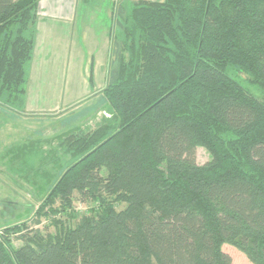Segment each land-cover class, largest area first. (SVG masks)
Instances as JSON below:
<instances>
[{"label":"trees","instance_id":"1","mask_svg":"<svg viewBox=\"0 0 264 264\" xmlns=\"http://www.w3.org/2000/svg\"><path fill=\"white\" fill-rule=\"evenodd\" d=\"M40 1L0 0V107L18 115ZM112 14L110 117L61 142L34 217L0 230V264H233L223 244L264 264V0H120Z\"/></svg>","mask_w":264,"mask_h":264},{"label":"rangeland","instance_id":"2","mask_svg":"<svg viewBox=\"0 0 264 264\" xmlns=\"http://www.w3.org/2000/svg\"><path fill=\"white\" fill-rule=\"evenodd\" d=\"M119 1L48 0L53 5L76 6L79 13V10L82 12L85 6L92 7L94 17L88 21L91 28H100L99 23L107 21L106 17L109 15L110 27L113 31L115 28L112 26V9L114 3ZM53 24L61 26L57 22ZM78 27L76 25V32ZM99 48L100 44L98 50ZM76 50L77 46L72 47L71 55ZM83 56L85 57L86 53H83ZM74 61H71V68L73 72L78 73L82 70L80 64H84L85 59L77 58L76 62ZM74 80L71 76V86ZM78 85L76 94L80 92V81ZM247 89L260 98L261 95L255 87ZM106 104L105 99L101 97L95 104H82L81 107L78 106V109L74 106L72 112L56 118L49 117L46 113L39 116L47 117L39 118L27 113L18 115L0 107V230L19 222L28 223L34 217V213L60 176L63 169L62 167L60 170V166L68 158L64 153L65 149L61 147V142L76 131L94 130L102 120L109 118ZM195 154L199 165L210 159L203 147H198ZM73 205L77 215L85 213L90 208V205L86 203L75 202ZM62 218L65 219V217ZM46 224L47 222L42 218L40 225L35 228L42 229ZM46 229L49 232L54 231L51 226ZM14 244L19 245L18 242ZM221 249L230 256L233 264H252L243 253L229 244H223Z\"/></svg>","mask_w":264,"mask_h":264},{"label":"crops","instance_id":"3","mask_svg":"<svg viewBox=\"0 0 264 264\" xmlns=\"http://www.w3.org/2000/svg\"><path fill=\"white\" fill-rule=\"evenodd\" d=\"M83 9L79 13L76 6L40 1L25 113L36 118H56L72 112L74 106L78 109L82 104H95L103 97L101 92L106 87L110 60V16L99 23L100 28H91L88 21L93 19L94 10L89 6ZM56 22L61 26L53 24ZM74 46L78 51L71 55ZM77 58L85 59L78 73L71 68V61L76 62ZM71 76L75 79L72 86ZM79 81L80 92L76 94ZM43 113L47 116H39Z\"/></svg>","mask_w":264,"mask_h":264}]
</instances>
